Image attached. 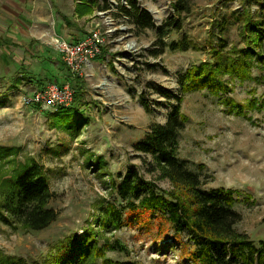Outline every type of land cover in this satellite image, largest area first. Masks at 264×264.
Instances as JSON below:
<instances>
[{
  "label": "rangeland",
  "instance_id": "obj_1",
  "mask_svg": "<svg viewBox=\"0 0 264 264\" xmlns=\"http://www.w3.org/2000/svg\"><path fill=\"white\" fill-rule=\"evenodd\" d=\"M79 1L0 0V10H42L47 14L52 10L70 17ZM134 1L152 16L154 25L174 14L173 0ZM257 1L264 3L189 0L191 11L182 15L181 33L188 34L197 49L154 55L152 52L158 50L154 45L155 29L137 25L121 12L120 5H126L127 0H108L109 9L90 14L91 30L98 25L106 42L94 68L86 70V76H79L61 64L65 77L55 82L69 83L76 93L82 89L78 96L85 104L80 108L83 114L75 117L82 119L78 136L67 132L68 124L62 125L61 117L51 118L55 113L50 109L23 105L26 96L59 75L57 67L48 61L37 63L46 79L21 84L18 79L26 76L25 69L30 72V66L14 64L12 57L0 56V78H8L0 79V204L17 173L36 164L48 180L51 198L47 206L57 215L49 227L31 231L12 223L2 211V217L9 221L0 217V255L39 264L54 244L89 229L99 245L117 238L128 247L129 255L109 250L101 258L88 260V264H109L105 260L191 264L186 256L188 249L179 250L173 245L171 229L166 228L164 237L158 238L155 227H148L142 218L133 215V222L119 231L110 233L98 227L106 202L121 205L110 180L120 181L130 167L159 188L173 190L170 182L154 170L152 158L136 151L134 143L149 132L153 123L166 121L179 96H183L181 112L188 117L179 139V159L201 174L206 189L233 192L239 200L236 209L242 216L237 230L252 240L264 239V66L255 65L249 75L242 77L226 75L228 91L222 97L206 90L182 93L179 79L192 65L210 59L208 49H203L215 21L233 12L256 16L260 10ZM83 20L78 22L83 24ZM244 34L241 24H232L225 35L239 50L245 44ZM177 38L178 34H172L165 40ZM258 53L264 59V43ZM225 98L242 108V116L226 111L221 102ZM253 104L256 109L250 110Z\"/></svg>",
  "mask_w": 264,
  "mask_h": 264
},
{
  "label": "trees",
  "instance_id": "obj_2",
  "mask_svg": "<svg viewBox=\"0 0 264 264\" xmlns=\"http://www.w3.org/2000/svg\"><path fill=\"white\" fill-rule=\"evenodd\" d=\"M257 3L260 10L256 16L233 12L215 21L203 49H208L210 59L192 65L179 77L182 93L206 90L215 97H222L228 91L224 80L226 75L242 77L249 75L255 65L264 66V59L258 53L263 50L264 43V3ZM172 7L174 14L160 25H154L152 16L134 0L120 5L121 12L129 15L135 24L142 23L155 29L154 45L158 46V50L152 52L154 55L167 50L171 53L196 50L198 46L188 34L181 33L182 15L191 11L189 0H173ZM107 9L108 0H80L75 12L83 17ZM232 24H241L245 33L244 47L239 50L236 46L232 47L233 43L225 35ZM172 34H178L179 38L167 42L165 39ZM74 93L73 103L53 111L55 115L51 118L61 117V124H68L67 132L78 136L82 119L75 117L83 114L80 108L85 104L78 96V93H83L82 89L77 93L74 90ZM182 100L183 96L176 97L177 104L166 121L153 123L149 132L134 143L136 151L152 158L154 170L158 171L160 178L170 182L173 190L159 188L130 167L120 181L110 180L111 190L116 193L121 205L106 202L101 208L98 227L110 233L119 231L126 223L133 222V215L142 218L139 220L148 227H155L158 238L164 237L167 229H171L173 245L179 250L188 249L186 256L191 264H264V239L252 240L236 228L242 219L236 209L238 198L223 188L206 189L201 174L179 159V139L188 121V117L181 112ZM221 102L226 106V111L242 116V108L237 107L234 101L225 98ZM255 107L253 104L250 110H255ZM50 198L44 171L36 164H29L17 173L1 197L0 217L9 221L2 217L4 211L12 223L31 231H41L57 219L55 211L47 206ZM109 250L129 255L128 247L119 239L104 241L99 245L87 229L80 236L75 233L54 244L39 264H88L92 258H101ZM105 261L109 264H136L131 261ZM0 264L27 263L0 255Z\"/></svg>",
  "mask_w": 264,
  "mask_h": 264
},
{
  "label": "crops",
  "instance_id": "obj_3",
  "mask_svg": "<svg viewBox=\"0 0 264 264\" xmlns=\"http://www.w3.org/2000/svg\"><path fill=\"white\" fill-rule=\"evenodd\" d=\"M92 17L91 15L83 16V18L79 17L75 11L73 15L67 17L63 12H53L52 10L49 11V14L44 13L42 10L39 12L35 10L12 12L10 10H0V56L4 58L12 57L14 64L30 66L28 68L30 72L27 73L25 69L26 76L18 79L21 84H25L27 81L32 82V84L38 83L46 79L43 74H40L37 66V63L43 61H48L49 65L57 67L59 73V75L54 76L53 80L50 79L49 81L64 80L65 76L61 74L60 70L62 69L61 64L64 66L65 64L55 47L49 46L48 39L56 35L68 42L76 43L91 31ZM80 19H84L83 21L87 25L80 24V21L78 22ZM87 29L88 33L85 34L84 31ZM2 46L4 47L2 48ZM51 48L55 51L54 54H52ZM55 60L58 62H55ZM97 61V58L93 60L86 70L94 68ZM32 67H36V71ZM18 77H22V74ZM1 78L8 79L5 76ZM38 85L40 88L42 87L40 84Z\"/></svg>",
  "mask_w": 264,
  "mask_h": 264
},
{
  "label": "built area",
  "instance_id": "obj_4",
  "mask_svg": "<svg viewBox=\"0 0 264 264\" xmlns=\"http://www.w3.org/2000/svg\"><path fill=\"white\" fill-rule=\"evenodd\" d=\"M105 43L104 32L98 25L76 43L68 42L56 35L49 40V44L59 52L70 73L79 76H83L89 64L102 55ZM74 97V90L69 83L52 82L26 96L23 99V105L41 106L56 111L61 107H69L73 103Z\"/></svg>",
  "mask_w": 264,
  "mask_h": 264
}]
</instances>
